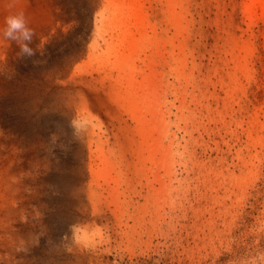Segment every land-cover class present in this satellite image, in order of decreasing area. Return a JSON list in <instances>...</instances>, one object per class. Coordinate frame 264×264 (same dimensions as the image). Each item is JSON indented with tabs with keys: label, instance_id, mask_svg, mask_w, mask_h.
Here are the masks:
<instances>
[{
	"label": "rangeland",
	"instance_id": "374dc122",
	"mask_svg": "<svg viewBox=\"0 0 264 264\" xmlns=\"http://www.w3.org/2000/svg\"><path fill=\"white\" fill-rule=\"evenodd\" d=\"M21 11L0 264H264V0H0V29Z\"/></svg>",
	"mask_w": 264,
	"mask_h": 264
},
{
	"label": "clouds",
	"instance_id": "9594fccd",
	"mask_svg": "<svg viewBox=\"0 0 264 264\" xmlns=\"http://www.w3.org/2000/svg\"><path fill=\"white\" fill-rule=\"evenodd\" d=\"M0 35L5 40L15 42L19 46V59H31L37 55V51L31 47L35 32L29 27L22 11L5 17Z\"/></svg>",
	"mask_w": 264,
	"mask_h": 264
},
{
	"label": "bare ground",
	"instance_id": "6f19581e",
	"mask_svg": "<svg viewBox=\"0 0 264 264\" xmlns=\"http://www.w3.org/2000/svg\"><path fill=\"white\" fill-rule=\"evenodd\" d=\"M95 206V205H94ZM94 209H96L95 207H94ZM96 210H94V212H95Z\"/></svg>",
	"mask_w": 264,
	"mask_h": 264
}]
</instances>
